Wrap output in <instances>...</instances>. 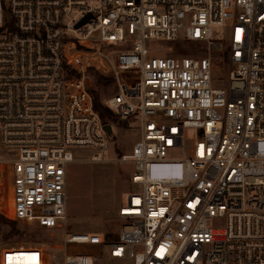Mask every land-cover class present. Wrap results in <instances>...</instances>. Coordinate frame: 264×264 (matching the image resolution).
Wrapping results in <instances>:
<instances>
[{
    "label": "built area",
    "instance_id": "obj_1",
    "mask_svg": "<svg viewBox=\"0 0 264 264\" xmlns=\"http://www.w3.org/2000/svg\"><path fill=\"white\" fill-rule=\"evenodd\" d=\"M180 36L200 55L149 46ZM91 71L117 90L107 109L139 121L115 159ZM13 150L3 210L58 255L4 247L0 264H264V0H0V155ZM75 163L133 165L126 201L113 177L69 176ZM70 192L115 228L72 230Z\"/></svg>",
    "mask_w": 264,
    "mask_h": 264
},
{
    "label": "rangeland",
    "instance_id": "obj_2",
    "mask_svg": "<svg viewBox=\"0 0 264 264\" xmlns=\"http://www.w3.org/2000/svg\"><path fill=\"white\" fill-rule=\"evenodd\" d=\"M228 38V29L223 27H214L211 29V39L214 41L224 42ZM149 46L153 49H164L165 47H171L173 49L172 54H180L182 50H188L190 55L197 56L195 51V45L186 43L180 36L177 41L167 42L161 41L160 43H151ZM192 47V48H191ZM179 51V52H178ZM189 55V56H190ZM186 56V55H185ZM213 75L215 82L218 86H222L227 76L226 64L219 55L213 57ZM97 92L100 97V102L105 105V100L108 97L117 94V90L112 85L110 88H101ZM113 115V114H112ZM115 122L107 124L111 127L112 132L108 135V143L106 149V156L110 159H115L123 153H128L133 144L139 137V121L137 118H120L115 117ZM74 157L81 161V159H88L94 151L89 150H75L73 151ZM17 155V151H4L0 155V159H12ZM180 154L177 149H173L167 153L166 159L177 160ZM133 165H103V164H89V163H75L69 165L67 173L71 177H77L79 179H86L92 176H110L118 181L121 185L122 200L126 201L128 195L127 184L124 178L131 177L134 173ZM73 181V180H72ZM75 193L70 192L69 199V212L68 222L72 225V230L75 232H94L97 230L107 229L111 230L115 228V222L109 218V214L100 209L87 206L83 198L74 197ZM5 202L0 195V212L4 215L3 218L9 222H12L13 229L9 227V224H4L0 228V249L4 247H25L26 249L40 248L48 255H58L57 246H46L43 244L35 243L36 234L28 231L18 229L11 220V214L4 212ZM17 231V232H16ZM17 233V234H16ZM104 264H116L111 258H104Z\"/></svg>",
    "mask_w": 264,
    "mask_h": 264
},
{
    "label": "trees",
    "instance_id": "obj_3",
    "mask_svg": "<svg viewBox=\"0 0 264 264\" xmlns=\"http://www.w3.org/2000/svg\"><path fill=\"white\" fill-rule=\"evenodd\" d=\"M3 13H4V20H5V24L6 26H8L9 28H13V22L11 19H9L8 17V12L5 6H3ZM193 47V44H191ZM191 47V48H192ZM179 52V51H178ZM181 55H190L191 52L188 50H182V52H180ZM91 73H93V82H94V87L91 90L92 95H93V99H94V109L97 112V114L99 115L101 122L104 125L107 124H112V122H115L116 119L114 118V115H112V113L107 109V107L105 105L102 104V102H100V97L99 94L97 92V88L100 91L101 88H110L111 83L109 81V79L99 75L97 72L95 71H91ZM116 117V116H115ZM4 224H9L10 229L14 228L12 222H9L3 218L2 214L0 213V227ZM1 230V228H0Z\"/></svg>",
    "mask_w": 264,
    "mask_h": 264
},
{
    "label": "water",
    "instance_id": "obj_4",
    "mask_svg": "<svg viewBox=\"0 0 264 264\" xmlns=\"http://www.w3.org/2000/svg\"><path fill=\"white\" fill-rule=\"evenodd\" d=\"M104 129H105V131H106V133L107 134H110L111 132H112V129H111V127L109 126V125H105L104 126ZM17 232V231H16ZM17 234V233H16Z\"/></svg>",
    "mask_w": 264,
    "mask_h": 264
},
{
    "label": "bare ground",
    "instance_id": "obj_5",
    "mask_svg": "<svg viewBox=\"0 0 264 264\" xmlns=\"http://www.w3.org/2000/svg\"><path fill=\"white\" fill-rule=\"evenodd\" d=\"M16 257H17L18 259H22V258L25 257V255L21 254V255H17Z\"/></svg>",
    "mask_w": 264,
    "mask_h": 264
}]
</instances>
